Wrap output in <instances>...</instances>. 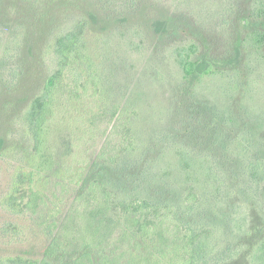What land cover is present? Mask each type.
Returning a JSON list of instances; mask_svg holds the SVG:
<instances>
[{"label": "trees", "instance_id": "trees-1", "mask_svg": "<svg viewBox=\"0 0 264 264\" xmlns=\"http://www.w3.org/2000/svg\"><path fill=\"white\" fill-rule=\"evenodd\" d=\"M75 1L23 0L19 19L33 26L57 2L72 15ZM140 2L115 6L106 15L115 27L100 40L88 33L97 20L91 12L62 29L50 43L40 93L16 115L17 106L1 98L25 80L27 26L6 29L0 20V264H264V111L248 114L244 102L231 105L239 115L231 106L216 110L196 88L231 73L244 96L264 81V0H227L218 16L226 24L243 17L228 47L174 50L180 85L173 98L181 95V109L146 137L132 128L140 82L125 70L119 76L122 55L145 37L140 27L124 36ZM152 29L166 33L167 25ZM248 47L259 56L253 71ZM58 112L63 128L54 132ZM64 124L96 139L81 147L80 163ZM13 142L25 144L21 153ZM8 157L14 162L5 170Z\"/></svg>", "mask_w": 264, "mask_h": 264}, {"label": "rangeland", "instance_id": "rangeland-1", "mask_svg": "<svg viewBox=\"0 0 264 264\" xmlns=\"http://www.w3.org/2000/svg\"><path fill=\"white\" fill-rule=\"evenodd\" d=\"M126 1L109 0V3H105L107 2L105 0H76L68 5L73 12L72 15H69L61 2H57L48 8L43 17L35 21L33 26L30 25L34 21H30L28 26L23 21V14L19 19L18 12L24 10L25 6L23 0H0V10L6 16V18L2 17L3 12L0 14L1 25H6V29L13 28L17 23H24L27 26H25L27 42L22 51L23 58L26 60L25 80L16 92L3 95L1 103L12 102L17 106L15 115L19 114L31 99L40 93L43 82L50 72L49 46L53 38L66 26L71 25L74 19L81 17V14L91 12L96 15L97 20L95 24L89 26L88 33L91 38L100 40L99 36L109 34L115 27V21L106 15H112L114 7L126 4ZM241 1L244 2V0ZM96 3L110 4L111 7H107V10L98 9ZM226 3L227 0H141L140 12L132 16L133 19L124 30L126 33L124 36L134 35L135 30L140 27L145 37L137 41L128 52L124 51L125 54L122 57L126 59L125 66L124 69L120 66L119 72L120 76L125 70L129 76H135L140 82L137 89L142 96L141 106L138 109L139 114L133 118L132 126L140 136L143 134L144 137L149 136L152 130L169 126L172 118H169L167 114L173 111L179 113L181 109L177 106L182 99L181 95L173 98L180 85V72L174 60V50L182 51L194 43H197L199 48L208 45L216 49H224L229 45L228 39L231 40L234 37L232 41L235 42L238 38L241 30L239 23L243 17L229 20L226 24L222 16H218V13L227 7ZM237 4L240 7V4ZM157 21L167 25L166 33L152 31V25ZM101 33L102 35H99ZM117 35L120 36V34ZM118 40L113 37L112 42L118 44ZM122 51L123 49L117 48V53ZM247 52L252 53L250 62L245 57V62L235 69L237 72L235 77L238 79L240 73L243 74L247 61L249 62L248 71L256 70L255 61L259 60L258 53L252 47H248ZM229 75L233 76L231 73H224V77L217 75L204 79L196 87L199 90L197 96L211 108L224 110L225 113L232 108L236 115L240 114L237 107L231 106L233 102L234 104L244 102L248 114H260L264 111V81H259L255 87H250V91L247 90L243 96V91L235 92L232 81L228 78ZM239 82L241 87L244 80L241 79ZM187 90H192V87L189 86L188 89L186 87L185 91ZM229 106L231 107L228 108ZM58 116L59 118L52 123L55 127L54 132L63 128V123L58 122L62 120V113L58 112ZM64 128V135L76 145L74 153L76 156L74 155L73 160L80 163L83 161V157L78 155L81 153V147H91L96 139L91 138L86 131H78L76 127L71 132L66 129L65 124ZM3 135L4 126L0 125V137ZM103 144V139H97V149H100ZM24 146L25 144L12 143L13 151L16 153H21ZM12 162L14 160L10 157L6 158L3 161L4 169L7 170L8 164Z\"/></svg>", "mask_w": 264, "mask_h": 264}]
</instances>
